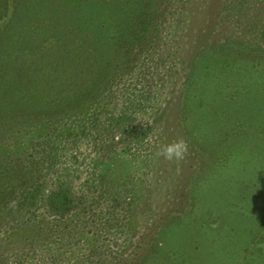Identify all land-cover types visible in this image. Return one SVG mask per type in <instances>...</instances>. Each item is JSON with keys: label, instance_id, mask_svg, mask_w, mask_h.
I'll list each match as a JSON object with an SVG mask.
<instances>
[{"label": "rangeland", "instance_id": "obj_1", "mask_svg": "<svg viewBox=\"0 0 264 264\" xmlns=\"http://www.w3.org/2000/svg\"><path fill=\"white\" fill-rule=\"evenodd\" d=\"M0 119V264H264V0H0Z\"/></svg>", "mask_w": 264, "mask_h": 264}, {"label": "clouds", "instance_id": "obj_2", "mask_svg": "<svg viewBox=\"0 0 264 264\" xmlns=\"http://www.w3.org/2000/svg\"><path fill=\"white\" fill-rule=\"evenodd\" d=\"M188 154V144L184 140H177L164 145L158 155L167 160H182Z\"/></svg>", "mask_w": 264, "mask_h": 264}, {"label": "trees", "instance_id": "obj_3", "mask_svg": "<svg viewBox=\"0 0 264 264\" xmlns=\"http://www.w3.org/2000/svg\"><path fill=\"white\" fill-rule=\"evenodd\" d=\"M20 92H21V91H20ZM18 107H20L19 104H18L17 106H15V109H14V108L11 109L10 112H13V114H14L15 111H18ZM22 111H23V110H22ZM16 117H17V116H16ZM0 120H2V119H0Z\"/></svg>", "mask_w": 264, "mask_h": 264}]
</instances>
